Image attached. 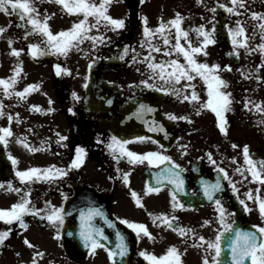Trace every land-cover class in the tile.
<instances>
[{
  "label": "flooded vegetation",
  "instance_id": "1",
  "mask_svg": "<svg viewBox=\"0 0 264 264\" xmlns=\"http://www.w3.org/2000/svg\"><path fill=\"white\" fill-rule=\"evenodd\" d=\"M250 2L254 7L264 8V0ZM217 3L218 0H204L203 4L197 3V0H112L109 14L114 18L125 19V28L104 33L110 42L98 44L95 49H92L91 41L86 40L80 45L84 51L72 50L67 58L51 54L33 58L27 46L31 42H39L38 39L33 37L25 40L23 33L26 29L18 27L22 23L18 17L0 11V27L6 29L0 34V78L12 76V69L19 59L23 61V71L14 86L15 90H22L28 84L39 85L38 89L27 95L26 100L18 101L14 96L5 97L0 93V100L6 106L4 111L11 112L14 117L19 114L20 117L19 122L16 119L11 122L14 135L9 138L7 147L0 144V183H5L6 188V182L12 181L13 187H21L15 176L17 170L49 165L67 167L75 156L76 147L85 149L84 162L80 168L69 169L67 176L52 183L37 181L31 185V200L37 208L43 209L48 201L65 209L67 215L59 229L60 237L57 238V228L53 224L32 214L24 217L26 228L18 221L11 225L0 221V231L11 228V233L0 245V264H31L36 251L44 253L37 258V264H112L108 248H115L117 231L124 235L128 251L124 257L116 258V264H149L140 252L160 255L172 245L179 247L182 252L187 248V252L182 255L183 264H202L203 257L208 253L193 244L199 235H203L206 240H213L221 227L216 205L204 195L202 181L215 182L218 177L222 178L223 188L216 195L227 211L232 213L229 222L235 221L233 227L255 231L257 225L264 226V218L260 216L254 201H246L253 209L251 212L246 211L240 203L249 189L260 187V195L264 197V186L251 181L247 173L248 180L243 181L235 171L244 166V145L249 146L252 159H264V123H261L264 112L255 111L252 104L247 109L243 106L246 100H264V82L255 79L256 75L264 76V69L257 72L262 57L259 52L248 53L243 48L233 47L228 29L235 27L237 17L223 8H217L213 14L210 9L216 7ZM219 3H229V0H219ZM38 7L42 14L45 10L48 14L55 13L49 21L54 32L67 29L74 21L83 18L82 15L70 16L55 3L40 2ZM177 13L184 17L182 28L189 31L193 46H198L202 40V37L197 38L194 29L200 24L211 29L215 24L216 43L206 48L207 56L197 54V59L209 64L219 63L222 69L224 65L232 68L231 71L222 70L219 73L228 81L226 91L231 93L232 98L231 110L225 113L227 134L219 130L218 118L211 110L205 109L197 115L195 107L198 104L194 106L191 102L178 100L171 94L140 83L149 76L146 64L141 62V58L149 51L144 43L147 38L143 36L142 18L146 16L148 27L154 29L161 18L168 21ZM213 15L215 20L212 19ZM248 18V13L240 17L242 21H247L245 26L251 34L256 22H250ZM100 31L103 32V29ZM171 32V42L175 43V29L172 28ZM90 34H97L96 30L93 29ZM9 39L13 40V44L9 45ZM151 43L159 44L161 48L168 47L163 45L159 34L151 39ZM181 43L187 46L183 38ZM259 43L261 38L257 32L250 44L255 47ZM12 47L24 49L19 58L11 54ZM125 47L141 54L138 62L133 63L131 50L123 60L119 59ZM237 52L238 55L235 54ZM153 55L157 61L168 58L163 52H153ZM171 58H177L176 54L173 53ZM179 58L183 62V57ZM56 64L69 69L70 74L62 72L57 75ZM194 83L201 99L206 100V85L199 77ZM73 92L79 99L73 96ZM108 100L112 103L108 104ZM141 103L153 107L155 111L138 119L133 113ZM32 105L41 110H32ZM50 108L54 110L48 111ZM169 114L189 119L173 120L169 119ZM152 121L163 125L164 131H150ZM0 126H9L7 116L0 117ZM57 133L67 139L59 141ZM113 135L133 141L127 146L132 151H162L181 165L184 191L178 192V197L185 205L183 209L172 208L171 192L174 186L169 181H163L159 193L147 192L149 186H157L156 175L169 166V162L159 165L147 161L131 164L125 157L117 161L107 147ZM137 136L151 137L159 143L147 140L136 142L134 138ZM21 138L29 146L42 150L31 151L24 143L18 142ZM232 144L238 147L233 148ZM160 145H163V149ZM181 145H186V150H182ZM209 152L216 164L237 182L239 194L232 191V185L223 179V173L217 171L216 165L207 158ZM9 154L18 158V165L13 166ZM124 173L128 174V183L122 179ZM132 191L138 194L143 207L137 206L131 196ZM79 196L82 199H78ZM18 199L19 195L15 192L0 189V207H10ZM89 205L101 208L108 219L114 222V227H109L103 218H96V224L103 228L107 240L101 239L104 247L94 252L85 246L79 235L81 223H78V227H70L74 219L80 220L79 210ZM148 213L175 216L178 219L174 227H191L197 237L182 243L184 237L158 220L153 223V217ZM124 219L144 223L155 239H148L143 234L138 237L133 229L123 223ZM205 220L214 222L204 225ZM25 239L33 247L25 244ZM228 242L226 236L221 243L224 250L220 257L221 264H229L231 260Z\"/></svg>",
  "mask_w": 264,
  "mask_h": 264
},
{
  "label": "snow or ice",
  "instance_id": "2",
  "mask_svg": "<svg viewBox=\"0 0 264 264\" xmlns=\"http://www.w3.org/2000/svg\"><path fill=\"white\" fill-rule=\"evenodd\" d=\"M40 2L55 3L62 6V10L66 11L67 14L75 15L77 17L82 15V19L74 21L71 27L67 29H61L59 31H53L49 23L52 16L55 13L48 14L47 11L42 14L39 10L38 4ZM204 0H197V3L203 4ZM112 0H0V11L7 13L9 16L16 15L22 22L18 27L26 29L23 33L25 40H30L35 37L39 42H31L28 44L27 49L33 58L42 57L45 55H62L68 57L72 50L84 51L80 45L86 40L91 41L92 49H95L98 44H102L105 41L110 42V38L104 35L107 31H117L124 29L126 26L125 19L114 18L109 14L108 8ZM217 8H223L228 13L234 14L237 19L235 27H229L228 32L231 37V44L234 48H243L248 53L259 52L261 54V64L257 67V72L264 69V13L250 11L248 6V0H229V3H217L216 7L210 9L214 14ZM243 9L244 11H241ZM248 13L250 18L256 21L253 26L251 34L248 33L246 28L247 21H242L240 17ZM91 18V20L89 19ZM143 19V36L147 38L144 43L147 44L149 49L147 55L141 58V62L146 64V71L149 73L147 79L140 81L141 84L148 88H156L159 91L171 94L178 100L188 101L198 107H195V112L199 115L203 110L208 109L215 113L218 118V128L222 133L227 134V121L225 113L231 110L232 98L231 93L226 91L228 88V81L224 80L219 74L222 70L231 71L230 65H224L223 69L219 63L209 64L207 62H201L197 59V54L208 55L206 48L209 45L216 43L215 39V24L212 25L211 29H207L204 24L197 26L194 31L197 34V38H201L198 46H193L191 39L189 38V31L182 28V17L179 13L174 18L164 21L163 18L157 27H148V18L145 16ZM215 20V16L212 17ZM101 28L103 32H101ZM175 29L174 40L172 43V32L171 29ZM95 29V35H91L92 30ZM6 29L0 27V34L4 33ZM257 32L260 34L261 43L252 47L250 40H254ZM159 34L162 37V43L165 46L161 48L159 44H152L151 39ZM184 39L187 46L181 43V39ZM9 45L13 44V40L9 39ZM133 52L131 59L133 63L138 62L140 53H136L135 49L125 47L123 54L119 56V59L123 60L128 55L129 51ZM24 49L11 48V54L17 58L21 56ZM153 52H163L167 59H160L157 61ZM173 53L176 54L177 58H171ZM85 54H87L85 52ZM233 53H229L232 55ZM238 55V52L235 53ZM180 56L183 57V62L180 60ZM95 61H92L94 63ZM23 61L18 59L16 67L12 69L13 75L8 78H0V93L5 97H16L19 100H26L27 95L39 88V85L28 84L22 90H15L20 73L23 71ZM92 64H89L91 68ZM56 74L60 75L62 72L69 73L70 70L62 68L60 64L55 65ZM139 71V69H137ZM199 77L206 85L207 99L202 100L199 93L196 90V84L194 81ZM255 79L260 82H264V76L256 75ZM152 81V82H149ZM181 81H184L181 84ZM87 87V85H85ZM191 89L189 92L188 90ZM73 96L79 99L77 94L73 92ZM49 103H52L49 101ZM108 104L112 101L108 100ZM249 104L253 105V108L257 112H264V100L254 102L252 100H246L243 104L244 108H248ZM5 104L3 100H0V117L7 116L9 126H0V144L5 147L9 144V138L13 137L14 133L11 128V122L16 119L20 120L19 114L15 117L11 112H5ZM32 110L40 111L36 105H32ZM54 109H48L53 111ZM71 111V110H70ZM155 109L151 106L141 103L138 109L133 113L138 119H143L146 113L154 112ZM169 119H189L186 116H176L169 114ZM148 123V121H145ZM264 123V120L261 121ZM150 131L158 132L164 131L163 125L158 124L156 121H152L150 124ZM59 141H64L67 137L60 135ZM136 142L150 141L153 143H159L153 141L151 137L137 136L134 138ZM58 141V142H59ZM18 142L24 143L26 147H29L31 151H38L35 147L29 146L24 138H21ZM128 139H123L113 135L107 147L111 151L112 155L117 161L121 157L128 159L129 163H143L147 161L150 164L159 165L169 162V166L161 169L156 175V187L149 186L147 192L159 193L160 186L163 181H169L174 186L171 197H172V208L183 209L185 205L179 201L178 192L184 191V178L181 176L183 171L181 165L176 163L171 156L164 154L162 151H148L146 153H137L132 151L127 146L132 143ZM44 142H42L43 144ZM182 150H186V145L180 146ZM233 148L238 147L236 144H232ZM163 149V145H160ZM85 149L77 146L75 149V156L71 160L67 167H57L55 165H49L47 167H29L25 170H17L15 176L18 177L21 187H13L12 181H7V187L5 183H0V189L6 191H12L19 195L17 202L13 203L10 207H0V221L5 222L7 225H11L14 221H18L21 226L27 227L24 217L27 214H32L41 219H46L48 222L53 224L57 228L56 236L60 237L61 233L59 229L64 224L65 215H67L65 209L52 205L50 202H45L43 209L37 208L31 200V185L37 181H46L52 183L53 181L59 180L68 174V170L72 168H80L84 162ZM243 157L244 166L236 168V172L239 173L243 181L248 180V175L251 176V181L256 182L260 186H264V159L259 161L252 159L249 153V146H243ZM8 158L11 160L13 166L18 165L19 160L15 156L9 154ZM207 158L213 165H216L217 171L223 173V179H227L232 185V191L239 194L237 188V182L233 181L228 175V172L216 164V161L212 158V153L207 154ZM235 160V157H233ZM247 173V174H246ZM122 179L125 183L129 182L127 173L122 175ZM204 195L209 201H214L216 205V214L218 216L219 225L217 233L213 240H206L203 235L197 234L191 227H180L175 226L174 223L178 219L175 216H169L166 213L154 215L148 213L149 216L153 217V223L160 221L161 224L166 225L168 228H173L179 236L184 237L182 243H186L189 239L197 237L196 242L193 244L195 247H201L208 253L203 257L202 264H221V254L224 251L221 247L222 241L227 236L228 239V250L231 256L229 264H264V226L257 225L256 230H244L235 229L233 227L235 221L231 220L232 213L228 212L224 207L222 200L217 197V193L223 188L222 178L218 177L215 182L208 180L202 181ZM261 188L257 187L255 190L249 189L244 193L245 199H241L240 203L244 205L245 210L251 212L253 209L249 207L246 201H254L260 216L264 218V197L260 195ZM131 196L134 198L137 206L143 207L140 197L135 191L131 192ZM67 198L66 196L64 197ZM80 215V232L79 235L82 238L86 247H89L93 252L97 248L104 247L101 244V239L107 240V236L104 234L103 228L96 224V218H103L109 227H114V222L109 220L105 212L95 206H86L79 210ZM213 220H205L204 225H210ZM123 223L129 228L133 229L137 236H147L148 239L154 240L155 237L148 230L144 223L130 221L124 219ZM203 226V225H202ZM11 233V228L5 231H0V245H2L5 239ZM117 244L115 248H108V255L112 259V264H116L117 257H124L128 251V245L125 241V237L122 233L117 231ZM25 244L29 247H33L30 242L25 239ZM187 252V248L183 249V252L176 245L169 246L163 254L156 255L151 252L142 251L139 254L149 261V264H183L182 255ZM44 255L41 251H36L31 264H37V258Z\"/></svg>",
  "mask_w": 264,
  "mask_h": 264
},
{
  "label": "rangeland",
  "instance_id": "3",
  "mask_svg": "<svg viewBox=\"0 0 264 264\" xmlns=\"http://www.w3.org/2000/svg\"><path fill=\"white\" fill-rule=\"evenodd\" d=\"M251 0H249V8L251 9V11H256V12H262V13H264V8L261 6L260 8L257 6V7H254L253 5H252V3L250 2ZM248 20L250 21V22H256V21H254L253 19H251L250 18V16H249V18H248ZM252 25V24H251ZM262 196V195H261Z\"/></svg>",
  "mask_w": 264,
  "mask_h": 264
},
{
  "label": "water",
  "instance_id": "4",
  "mask_svg": "<svg viewBox=\"0 0 264 264\" xmlns=\"http://www.w3.org/2000/svg\"><path fill=\"white\" fill-rule=\"evenodd\" d=\"M78 199H82V197L79 196ZM80 205H82V203H80ZM78 223H81L80 220L74 219V220H73V223L71 224L70 227H71V228L78 227Z\"/></svg>",
  "mask_w": 264,
  "mask_h": 264
}]
</instances>
